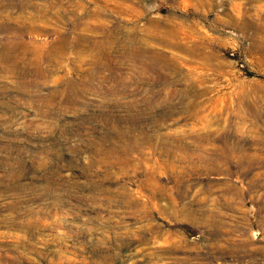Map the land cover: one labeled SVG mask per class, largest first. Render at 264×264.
I'll return each instance as SVG.
<instances>
[{
  "label": "rangeland",
  "instance_id": "374dc122",
  "mask_svg": "<svg viewBox=\"0 0 264 264\" xmlns=\"http://www.w3.org/2000/svg\"><path fill=\"white\" fill-rule=\"evenodd\" d=\"M0 264H264V0H0Z\"/></svg>",
  "mask_w": 264,
  "mask_h": 264
},
{
  "label": "trees",
  "instance_id": "16d2710c",
  "mask_svg": "<svg viewBox=\"0 0 264 264\" xmlns=\"http://www.w3.org/2000/svg\"><path fill=\"white\" fill-rule=\"evenodd\" d=\"M184 230H185L187 233H190V231H189V227H184Z\"/></svg>",
  "mask_w": 264,
  "mask_h": 264
}]
</instances>
